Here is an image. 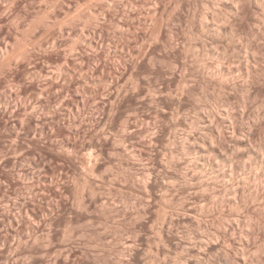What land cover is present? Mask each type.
<instances>
[{
    "label": "rangeland",
    "instance_id": "1",
    "mask_svg": "<svg viewBox=\"0 0 264 264\" xmlns=\"http://www.w3.org/2000/svg\"><path fill=\"white\" fill-rule=\"evenodd\" d=\"M0 264H264V0H0Z\"/></svg>",
    "mask_w": 264,
    "mask_h": 264
},
{
    "label": "bare ground",
    "instance_id": "2",
    "mask_svg": "<svg viewBox=\"0 0 264 264\" xmlns=\"http://www.w3.org/2000/svg\"><path fill=\"white\" fill-rule=\"evenodd\" d=\"M26 210H27V209H26ZM29 218H30V216H29ZM18 237H19V236H18ZM18 239H19V238H18ZM17 245H18V244H17ZM17 245H16V246H17Z\"/></svg>",
    "mask_w": 264,
    "mask_h": 264
}]
</instances>
